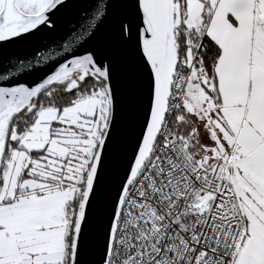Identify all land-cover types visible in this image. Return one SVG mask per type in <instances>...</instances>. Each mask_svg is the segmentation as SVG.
<instances>
[{
	"label": "snow or ice",
	"instance_id": "snow-or-ice-1",
	"mask_svg": "<svg viewBox=\"0 0 264 264\" xmlns=\"http://www.w3.org/2000/svg\"><path fill=\"white\" fill-rule=\"evenodd\" d=\"M0 264H264V0H0Z\"/></svg>",
	"mask_w": 264,
	"mask_h": 264
}]
</instances>
